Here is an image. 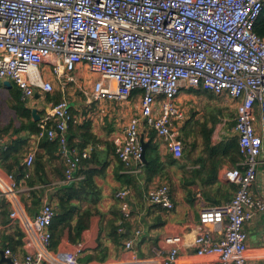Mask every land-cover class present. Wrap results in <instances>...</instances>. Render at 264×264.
Listing matches in <instances>:
<instances>
[{
    "label": "built area",
    "instance_id": "built-area-1",
    "mask_svg": "<svg viewBox=\"0 0 264 264\" xmlns=\"http://www.w3.org/2000/svg\"><path fill=\"white\" fill-rule=\"evenodd\" d=\"M263 10L264 0H0V82L17 86L24 101L44 97L47 112L39 136L59 142L66 185L74 183L90 158V150L70 146V125L90 118L74 115L67 99L45 102L55 81L63 90L73 83L86 87L82 71L87 70L100 77L87 88L88 104L137 99V114L113 138L119 161L133 175L144 167L146 129L165 142L174 158L182 157L179 128L185 114L177 102L182 90L203 87L230 100L243 161L225 178L238 189L231 201L200 211L194 248L198 256L213 259L204 264H249L245 227L264 216V194L253 193L259 183L264 189V39L254 32ZM5 150L0 136V155ZM34 162L30 153L26 165ZM8 178L11 183L0 177V195L15 199L10 219L23 232L24 255L7 249L11 262L4 264H83L82 247L64 254L51 250L54 207L45 202L29 217L16 201L17 182ZM115 198L124 221L131 220L129 191L120 190ZM144 199L167 212L175 208L167 183L151 186ZM141 236L138 230L125 243L133 253L129 261L105 264H154L135 252ZM164 243L170 248L162 264H177L182 237L167 236Z\"/></svg>",
    "mask_w": 264,
    "mask_h": 264
},
{
    "label": "crops",
    "instance_id": "crops-1",
    "mask_svg": "<svg viewBox=\"0 0 264 264\" xmlns=\"http://www.w3.org/2000/svg\"><path fill=\"white\" fill-rule=\"evenodd\" d=\"M61 92L64 95L66 91L61 88ZM210 94L212 93H198L186 89L182 90L178 96V105L185 114L184 123L179 128L180 140L183 143V155L180 159L168 160L170 151L165 142L152 130L144 131V141L148 144L153 135L156 153L161 158L159 166L162 171L156 176L148 174L144 167L138 175L127 173L115 154L113 138L123 132L128 121L133 117H127V104L114 103L113 109L109 102L100 104L99 110L105 106L106 111L111 114L110 123L102 127L95 126L94 119L90 118L92 121L90 143L92 144L86 149L90 150V158L83 162L73 183L76 186L74 204H77V208L71 227L64 228L57 248L52 251L57 254L73 253L82 247L83 251L79 259L107 256L103 263L91 260L85 264L129 261L133 253L126 251L124 244L127 239L129 240L138 230H141L142 236L135 247V252L141 259H151L154 264H162L170 248L164 243V238L178 235L182 237V249L177 264H204L213 261L212 258L198 256L194 248V241L199 230V214L204 207L225 204L233 199L237 186L229 183L225 176L236 166L230 159L223 158L218 168L217 180L211 182L208 175L212 169L208 162L210 150L203 139L207 131L212 130L211 147L227 144L231 138L236 137L234 131L236 121L234 126L230 127L224 106L218 102V98L222 97ZM43 101L44 97L37 94L27 102L28 108L37 109L41 119L47 112ZM69 102L72 107L76 106L74 101ZM7 126L9 125H3L0 130L6 129ZM85 131L80 129L76 133L75 143L80 144L84 141L80 135L86 134ZM0 136L6 141V150L0 155V177L11 183L8 178L10 174L7 171L10 169L15 178H19L16 201L20 204V208L33 218L40 212L45 202H49L54 207L59 191L68 186L61 179L64 174V164L58 154L55 156L49 154L41 143V137L27 131L16 135L11 129L8 134H0ZM92 151L96 152L94 157L91 155ZM30 153L35 154V162L41 158L43 164L37 177L33 165L31 167L26 165V158ZM20 166L24 168V172L31 168L36 180L41 177L48 183L30 188L27 185V177L21 176L23 172H19ZM206 166L207 171L204 169ZM162 183H167L171 187L175 204L171 212H164L158 207L151 206L144 199L145 192L151 186ZM120 190L129 191L132 206V217L126 229L129 238L123 239H117L113 233V228L119 224L120 211L115 195ZM253 193L257 196L264 194L260 183L253 187ZM37 197L40 200L35 203ZM14 202L15 199L0 195V244H2V236L11 237L14 241L18 240L17 232L20 227L17 222L10 219ZM83 224L85 229L78 235L77 228ZM245 230L248 234L249 264H264V249H262L264 216H257L246 225ZM159 248H164V252L157 255L155 250ZM14 253L23 256L22 246Z\"/></svg>",
    "mask_w": 264,
    "mask_h": 264
},
{
    "label": "trees",
    "instance_id": "trees-1",
    "mask_svg": "<svg viewBox=\"0 0 264 264\" xmlns=\"http://www.w3.org/2000/svg\"><path fill=\"white\" fill-rule=\"evenodd\" d=\"M254 32L258 34L260 37L264 39V10L263 13L257 22ZM0 87L7 90L10 93V99L8 100V104L10 106V109L16 113L17 120L20 121V127L15 128L13 126L14 120L11 121L9 126H7L6 129L0 130L1 134H8L11 129H13L14 134L19 135L22 131H27L32 135H40L41 129L39 127V122H35L32 116L31 109L27 106V101H24L22 98V92L19 90V88L15 85H13V88L8 89L5 86H3L2 82H0ZM198 93H209L207 90H205L203 87H201L198 90H193ZM136 96L138 95L135 94ZM212 95V94H210ZM63 98L62 92H59V94L56 97L51 96V94H48L46 96L47 102H51L52 100H55L56 102L53 104L59 103L57 100H60ZM63 100V99H62ZM136 100V98H135ZM73 113V111H72ZM74 114V113H73ZM75 115V114H74ZM91 128H92V121L90 119L84 120L82 123L80 122H74L70 125L69 134H68V141L71 147L78 148L79 150L83 151L88 148L92 143L90 139L92 137L91 135ZM80 129L86 130V134L80 135L81 138H84V141H82L80 144L75 143V139L77 137V132ZM154 133V131H153ZM213 131H207L206 135L204 136L203 141L208 146V149L210 150V159L208 160L209 165L212 166V169L208 172V175L210 176L211 182H216L217 180V174H218V168L221 166V162L223 158L230 159V161L233 162L234 166L236 168L238 167L239 163L243 161V157L240 153V146H239V140L237 137L231 138L230 142L227 144H223L221 146H210L211 142V135ZM153 135L151 137V140L149 142V147L147 149V160L148 163L144 164V168L147 169L148 174L151 176L160 175L162 168L160 165V156L156 153V146L153 143ZM42 145L46 148L47 152L53 156L58 154L59 151V142L57 140L51 141L47 136H43L41 138ZM114 151L116 152L115 148ZM96 152H91L92 157H94ZM116 154V153H115ZM59 156V155H58ZM117 156V154H116ZM60 157V156H59ZM7 158V153H6ZM118 158V157H117ZM168 160H173L174 156L169 152V155L167 156ZM218 158L220 160H218ZM61 159V158H60ZM62 161V160H61ZM17 159V163H18ZM63 162V161H62ZM120 162V161H119ZM121 163V162H120ZM19 164V163H18ZM64 164V163H63ZM122 164V163H121ZM123 165V164H122ZM206 164H204L205 166ZM208 165V164H207ZM124 167V165H123ZM43 168V164L41 162V158H39L36 162L33 164V170L37 175L41 172ZM125 168V167H124ZM207 166L206 169L207 171ZM31 169V168H30ZM30 169H27L24 172V168L20 166V171L23 172L21 176L25 177L27 174L29 175L27 179V185L30 188H33L37 185L47 184L48 181L45 179H42L41 177L36 180V177L33 174V171ZM8 173L12 175L16 182H18L19 178H15V176L11 173L10 169H7ZM61 179H65V166H64V174L61 176ZM238 189V186H237ZM76 191V186L74 184H70L63 189L59 191L58 200L56 201V204L54 206L56 216L54 218V221L51 226V232H52V245L51 250L57 248L59 244V239L62 236L63 230L66 227H71V221L73 219V216L75 214L77 204H74V200L76 198V195L74 192ZM38 200L40 198H35V203H38ZM119 204V224L113 228L114 236L117 239H123V238H129L126 232L127 229V223L130 221H124L123 214L121 212L120 202L117 200ZM158 207V206H155ZM160 208V207H158ZM162 211H166L163 208H160ZM85 229V225H80L77 228V233L80 235V233ZM123 229V230H121ZM17 241H14L11 237L8 236H2V244H0V249L6 251L7 249H10L13 252H16L21 246H22V238H23V232L20 228H18L17 232ZM128 240V239H127ZM125 247V244H124ZM107 259V256H95V257H89L87 259H79L80 263L85 264L86 262H89L91 260L98 261L100 263L105 262Z\"/></svg>",
    "mask_w": 264,
    "mask_h": 264
},
{
    "label": "rangeland",
    "instance_id": "rangeland-1",
    "mask_svg": "<svg viewBox=\"0 0 264 264\" xmlns=\"http://www.w3.org/2000/svg\"><path fill=\"white\" fill-rule=\"evenodd\" d=\"M82 72L84 74V77L88 79V83H86V87L80 88L73 83L67 90H65L66 92L63 95L62 99H67L68 102L74 101L76 106L71 107L73 113L75 115L84 114L88 116V118H93L96 124L95 126L100 125V127H102L105 124H109L111 114L106 111L105 109L106 107L104 106L102 110H99L100 108L99 106L102 103L95 102L93 104H88L87 103L88 96L85 95V93L88 92L87 88H91L90 83L97 79H100V77L98 75L92 74L91 72L87 70L85 71L83 70ZM54 86H55V91L53 94H51V96L56 97L59 94V92H61V87H60L59 82H55ZM9 99H10V93L7 90L0 87V128L5 124L9 125L12 120H14L13 126L15 128H19L20 121L17 120L16 113H14L10 109V106L8 104ZM62 99L57 100V101L58 102L62 101ZM218 99H219L218 102H221L224 106L225 115L228 119L227 123L230 125V127L234 126V123L236 121V114H235V108L232 102L226 98L224 99V97L218 98ZM55 102H56L55 100H52L49 103H55ZM109 103H111L110 107L112 108L113 107L112 104H114V102H109ZM137 103L138 102L136 99V100L131 101L129 104H127L128 106V109H127L128 116L127 117L128 118L135 116L137 114ZM117 104H120V103H117ZM183 136H184V133H183Z\"/></svg>",
    "mask_w": 264,
    "mask_h": 264
},
{
    "label": "water",
    "instance_id": "water-1",
    "mask_svg": "<svg viewBox=\"0 0 264 264\" xmlns=\"http://www.w3.org/2000/svg\"><path fill=\"white\" fill-rule=\"evenodd\" d=\"M2 84H3V86H5L8 89L13 88V84L10 81H5ZM31 112H32V116H33L34 121L35 122H40L41 117L38 114L37 109H32ZM141 141H142V149H143V151H142V161H143L144 164H147L148 163V160H147V149H148L149 144L144 141V136H142ZM0 256H1L0 264L10 263L11 262L10 259L6 258L5 252L2 251V250H0Z\"/></svg>",
    "mask_w": 264,
    "mask_h": 264
}]
</instances>
